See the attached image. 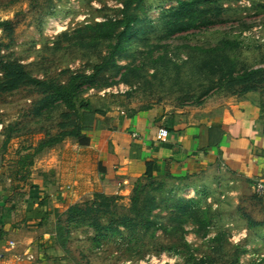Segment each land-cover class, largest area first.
Returning a JSON list of instances; mask_svg holds the SVG:
<instances>
[{"label":"rangeland","instance_id":"rangeland-1","mask_svg":"<svg viewBox=\"0 0 264 264\" xmlns=\"http://www.w3.org/2000/svg\"><path fill=\"white\" fill-rule=\"evenodd\" d=\"M178 5L179 0H143L136 10L138 23L126 36L122 50L115 53L94 85H84L88 89L81 97L101 110L134 113L155 106L169 112L211 108L240 96L241 85L230 83L203 49L236 37L242 45L228 54L237 67H264V0H224L225 21L163 38L161 17ZM121 8L117 0H0V22L12 23L10 29L0 28V42L4 45L0 59L18 60L32 76L61 83L68 81L71 72L94 73L95 65L106 63L115 40L103 38L97 46L80 47L73 45L75 40L65 33L72 35L88 23L120 19ZM66 113V108L48 98L47 93L36 92L33 83H24L11 93H0V152L10 126L16 130L7 148L16 141L36 145L45 130L56 133L59 123L75 120ZM142 183V204L156 205L150 217L158 224L144 227L140 221L130 238V248L120 249L112 237L98 236L92 227L74 222L67 248L62 249L65 264H193L190 254L198 259L206 256L214 264H231L237 246L236 264H264V226L249 229L246 219V214L264 219V208L254 192L243 190L236 194L218 187L196 192L175 188L174 193L168 183L161 184L159 180ZM136 184L127 195L115 194L122 197L117 214H97L104 223L131 215L129 207ZM94 194L75 204L94 202ZM189 200L192 205L184 214L182 204ZM65 211L60 209L57 216ZM190 213L199 227L188 217ZM185 218L189 220L183 226L184 233L178 222ZM123 231L130 235L125 228ZM182 235L190 246H180L178 252L168 251L182 241ZM216 237L220 242L214 241ZM52 246L57 248L54 242Z\"/></svg>","mask_w":264,"mask_h":264},{"label":"crops","instance_id":"crops-1","mask_svg":"<svg viewBox=\"0 0 264 264\" xmlns=\"http://www.w3.org/2000/svg\"><path fill=\"white\" fill-rule=\"evenodd\" d=\"M85 134L86 146L68 139L38 154L27 180L17 161L32 143L13 140L0 153V264H31L27 253L36 264H65L63 250L52 246L60 209L97 192L127 195L149 161L157 177L194 192H254L264 180V90L196 110H110Z\"/></svg>","mask_w":264,"mask_h":264},{"label":"trees","instance_id":"trees-1","mask_svg":"<svg viewBox=\"0 0 264 264\" xmlns=\"http://www.w3.org/2000/svg\"><path fill=\"white\" fill-rule=\"evenodd\" d=\"M122 3L123 8L120 9V19H107L102 22L88 23L83 27H80L72 35L65 33V36L73 41L75 46H97L102 39L115 40L114 44H111V51L106 57V63L104 65H95V72L88 73H70L69 79L66 83H61L55 80H42L40 78L32 76L27 70L25 64L20 63L18 60H1L0 59V72L2 77L0 78V93H11L16 91L22 84L33 83L36 92L47 93L48 98H54L66 110L67 117L75 116V120L64 121L59 123L60 130L56 133L45 130L44 137L39 140L36 145L31 144L29 147L24 146L19 151L20 153L25 150V154L17 161V165L20 170L17 174L21 175V180H27L29 175V167L34 164L35 157L41 152L61 145L68 139H72L80 145L86 146L90 142V138L85 134V131L93 124L94 117L96 118L99 114H104L107 111L98 107H93L90 100L83 99L81 95L88 89L84 86L86 83L94 85L96 78L100 76L105 68L111 64V61L118 50H122L123 43L126 36L129 34L132 26L138 23L136 10L141 7L143 0H117ZM238 1V0H235ZM224 0H179V5L176 9L166 11L161 17L159 27L163 31V38H171L177 33L186 32L192 28L209 27L215 23L223 22L226 19L223 17L226 9L223 7ZM136 4V5H135ZM146 21V19L144 20ZM11 21L0 22V28L10 29ZM149 29V28H148ZM147 29V30H148ZM147 30H144L147 32ZM242 45V41L239 38H226L222 40L220 44L209 49H203L208 53L209 58L214 59L218 67V71L222 72L230 83H237L241 85V93L243 95L247 92L264 90V67L251 68L241 67L238 68L237 64L229 56L228 51L236 52ZM4 49V45L0 42V56L1 51ZM88 86V85H87ZM39 114H42V108L37 109ZM45 111V110H44ZM30 111L29 114H31ZM28 115V114H27ZM15 126H10L8 133L3 141L2 148L4 149L0 153L7 151V147L10 141L14 137ZM22 169L24 172H22ZM153 181L162 184L168 183L166 178L157 177L154 171V163L151 161L147 162V170L145 175L138 179L137 184L133 190L131 196V206L129 207L130 216L121 217V221H110L104 223L97 215L99 212L110 213L111 215L117 214L119 206V200L122 198L120 195H108L103 192H97L94 194V202L81 205L80 203L69 206L64 215H59L54 226V246H58L61 249H66L70 234L73 233L71 224H83L92 227L97 233L105 238L112 237V240L116 243L118 248H130V238L134 237V233L138 230V226L143 222V226L149 227L151 225H157L155 219L150 217L153 213L156 205L150 204L144 206L141 201L140 192L143 189L142 181ZM170 190L176 193L175 186L169 184ZM254 197L258 198V204H261L264 208V198L254 192ZM192 200L188 203L182 204L184 214L190 209ZM191 204V205H190ZM181 206V205H180ZM247 215L248 228L264 226V219H255L250 214ZM62 216V217H61ZM63 216H66L63 218ZM188 217L195 220L194 215L191 213ZM139 220V221H138ZM181 220L178 222L180 230L184 231L186 221ZM192 221V222H193ZM140 222V223H139ZM197 224L198 223L193 222ZM203 225L205 226L206 223ZM176 225L175 229L178 228ZM123 228L130 232V235H125L127 231H123ZM110 232V233H108ZM208 233V232H207ZM109 234V235H108ZM207 235V234H206ZM181 242L172 245L168 248V251L178 252L179 247L187 248L190 243L182 235ZM214 241H219V237H216ZM213 241V242H214ZM59 243V244H57ZM223 242L220 246H223ZM237 251L233 254V261L231 264H236L239 255V246L236 248ZM193 258V264H214L212 259L208 257H202L200 259ZM237 258V259H236Z\"/></svg>","mask_w":264,"mask_h":264},{"label":"built area","instance_id":"built-area-1","mask_svg":"<svg viewBox=\"0 0 264 264\" xmlns=\"http://www.w3.org/2000/svg\"><path fill=\"white\" fill-rule=\"evenodd\" d=\"M169 136V130L166 127L159 129L158 137L159 139L165 140ZM254 192L259 196L264 198V180H259L254 185ZM26 259L31 262V264H36V257L32 253L26 254ZM130 262H127V264Z\"/></svg>","mask_w":264,"mask_h":264}]
</instances>
